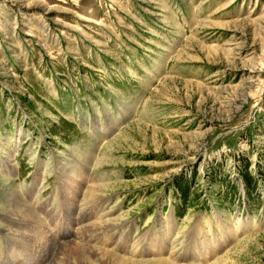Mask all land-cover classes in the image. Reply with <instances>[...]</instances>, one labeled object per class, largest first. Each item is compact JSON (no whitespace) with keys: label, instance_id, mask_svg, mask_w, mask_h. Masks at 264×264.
I'll return each mask as SVG.
<instances>
[{"label":"rangeland","instance_id":"rangeland-1","mask_svg":"<svg viewBox=\"0 0 264 264\" xmlns=\"http://www.w3.org/2000/svg\"><path fill=\"white\" fill-rule=\"evenodd\" d=\"M0 137L22 139L12 172L0 153V206L13 181L37 214L26 227L48 240L0 229V264H47L102 202L124 215L89 227L115 236L89 244L141 256L179 233L180 260L196 264L202 240L236 232L230 264H264V0H0ZM76 145L95 160L110 146L109 162L86 166ZM38 155L110 187L67 206L63 171L36 172Z\"/></svg>","mask_w":264,"mask_h":264},{"label":"bare ground","instance_id":"bare-ground-1","mask_svg":"<svg viewBox=\"0 0 264 264\" xmlns=\"http://www.w3.org/2000/svg\"><path fill=\"white\" fill-rule=\"evenodd\" d=\"M17 1H18V4L21 5V7H26V6H29L33 3H36L38 0H30L29 2H27V0H17ZM113 129H115L114 124H112L108 128L107 131L111 132ZM116 130L117 129H115L114 132ZM21 140L22 139L18 138V137H15V139L12 140L13 143H9V141H11L10 139L7 141L2 140V143L0 146V153H1V157H2L1 158V162H2L1 167L4 168V170L9 172V173L12 172L13 170H15L17 167V165L16 166L14 165L15 163H14V160L12 159V156L14 154L15 149L16 150L19 149V146L21 144ZM79 147L77 145L74 147V151L76 153L75 156L77 157V159L81 158L82 162L86 166L89 165V167H90L92 162L95 161L98 166L104 167L109 162V157L111 155L109 153L110 146L106 147L103 156H101L97 160H95V154L91 152V147H89V148L86 147V149L84 148L83 150H81ZM50 159H52L53 161L52 160H49V161L46 160L44 162L43 160H41L40 155H38L37 161H34V162H36L34 167L36 168V172H38L43 167L45 169L47 167L49 168V163H51L52 167H54L56 170H59L58 174H60L61 170L63 171V176H62L63 177V179H62L63 180V187L67 193V196H68L67 206L71 205L74 198L77 197L78 195H80V191H81V194L83 193V196L86 200L87 199H94L95 196H100L106 190L108 191V188L110 187L109 183H104V181H105L104 177L102 178L101 175L95 176L94 179L91 181V183L88 184L86 181L87 180V178H86L87 174H86V177L83 179V177H82L83 176V168H81L80 166H79L80 167L79 171H75L73 169L71 163H69L68 159H66L63 162H60V165H56L58 163L57 157H54L52 155L50 157ZM43 172L45 173V171H42V173ZM80 172H82V173H80ZM40 174H41V172H40ZM10 176H11V174H10ZM44 177L42 176V181H44ZM88 182H89V180H88ZM16 185L17 184L14 183L13 181L9 182V180L7 181L6 179L2 185L3 197H2L1 202L3 203V206H0V216L5 218L6 223H4V225L0 223V229H3L4 231H6L9 235H21L22 237L29 238L31 240V242H34L37 246L43 247L46 245V243H48V240L42 238L43 236L41 237L38 234L32 235L31 230L26 227L27 223H32L36 220L37 214L34 211L33 207H31L28 204V202L22 201V199H21L22 195L20 196V193L18 192ZM38 186H39L38 183H34L32 185V189L33 190H39L40 188H38ZM43 186H45V185H43ZM43 186H42V188H43ZM97 198H99V197H97ZM82 200H84V199H82ZM87 202H89V201L87 200ZM4 205H7V207ZM79 205H80V203H79ZM49 206H50V204H49ZM86 207H88V206H86V205L82 206V210L84 211V209ZM105 208L106 207H105V205H103V202L97 203L96 209H98V211H96L97 214L95 213V216L93 217V219H91L93 221L89 222L90 219L87 220V218H86L84 221L82 220L79 222L80 230L78 233L76 232L77 234L74 237H76V239H80V240H71V241L65 242L64 244L62 243L59 246V250H57V254H56L55 258L53 260H51L50 262H48L47 264H147V263L148 264L149 263H154V264H186L187 263L186 260H182V259L180 260V258H179V255L182 254V252L179 251V247H181V246H178L180 244V242L178 240L181 237V236H179L180 235L179 233L174 238L171 237V239L169 238L168 240L163 239V238L160 239L161 241H159V242H158V240H156L154 243L155 247L148 248L145 252L143 251L144 254L141 256H137V253H136L137 251L131 252V251L126 249L127 251L125 250L124 254H120L118 252L113 251V249L110 247H106V246L102 247L99 243H98L99 245L97 243H96L97 245L95 243L89 244L87 242V238H85V236L87 235V233H91L92 230L95 228V226H101L102 227V226H104V225H102V223L104 222L105 224L107 223V225H109L108 227H110V226H112V224H114V222H118L123 218V215H124L123 213L122 214L117 213V214L112 215L111 213L107 212L109 210L108 209L109 207L107 209H105ZM82 210H81V212H83ZM51 211H52V209H51ZM83 213H85V212H83ZM170 220L173 221V222H171V225L167 224V220L163 224V227H164L163 231L166 233V235L169 234L170 229L173 231V229L175 227L174 221H176V217L172 213L170 214ZM246 223H248L246 225V229H247L249 227V221H246ZM33 224H35V223H33ZM29 225H31V224H29ZM47 227H49V226H47ZM76 227H77V225H76ZM89 227H93L92 230L89 229ZM39 228L42 229V227H39ZM239 228H241V230ZM238 229L240 231V235H242L248 231V230H245V227L242 228L239 226V227H236V229L233 226H232V228L230 227L231 231H237ZM68 230H70V233L73 237L74 234H73L72 230L70 229V227L67 229V233H69ZM112 232H114V231H112ZM92 233H95V235H100L101 237H107L108 236L111 238H113V237L115 238L114 235L109 234L110 233L109 229L96 230V232H92ZM194 235L196 238L198 237V234H194ZM185 236H186V234H185ZM233 237H234V239H233ZM233 237H231V239L229 238V239H226L225 241H221V243L219 245H216V242H214V240H212L210 237H206L205 240H202L203 242H201L198 246H196L194 248V250L197 248L198 249L191 253V257H190L191 260H189V261H194L196 264H230L229 257L231 255L230 252L232 250V248H231L232 243L231 242H233L232 240H236V232H234ZM210 240H211V242H210ZM111 241H113V240H111ZM181 241H184V239H181ZM157 244H158V246H157ZM177 246H178V248H177ZM52 251H53V248H52ZM145 256H150L151 258L150 259L144 258L143 260H140L141 258H143ZM185 259H187V258L185 257ZM181 261H183V262H181Z\"/></svg>","mask_w":264,"mask_h":264}]
</instances>
